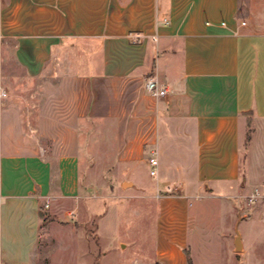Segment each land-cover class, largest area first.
I'll return each mask as SVG.
<instances>
[{
    "label": "crops",
    "instance_id": "0c3cea01",
    "mask_svg": "<svg viewBox=\"0 0 264 264\" xmlns=\"http://www.w3.org/2000/svg\"><path fill=\"white\" fill-rule=\"evenodd\" d=\"M255 5L0 0V264H39L49 237L58 242L51 264H83L81 250L94 259L70 220L82 165L98 154L135 172L139 202L177 205L153 214L157 261L134 264H157L182 245L186 224L201 234L215 212L230 211L224 224L245 253L238 228L264 187V13ZM148 79L168 95L153 97ZM152 157L159 176L149 185L137 170ZM168 186L180 195L156 199Z\"/></svg>",
    "mask_w": 264,
    "mask_h": 264
},
{
    "label": "rangeland",
    "instance_id": "374dc122",
    "mask_svg": "<svg viewBox=\"0 0 264 264\" xmlns=\"http://www.w3.org/2000/svg\"><path fill=\"white\" fill-rule=\"evenodd\" d=\"M255 1L258 13L263 14L264 0ZM91 157L88 165L85 162L82 165L80 210L70 220L79 239L89 244L95 253L91 259L81 250L82 263L93 264L95 259L96 264H134L135 260L156 262L158 233L153 214L169 211L177 205L170 200L159 206L154 200L139 202L131 192L135 172L112 166L111 163L117 160L116 155ZM138 167L137 176L141 180L149 185L156 181L150 176L148 165ZM259 191L262 197L253 204L251 220L244 221L238 228L245 243L244 254L234 249L236 234H230V228L224 224L230 211L215 212L207 214L201 234L186 224L181 234L182 245L176 243L172 250H164L157 264L165 263L163 256L170 259L169 264L177 263L180 258L184 264H264V187ZM193 205L209 210L212 203L194 200ZM138 212L141 215H137ZM57 244L56 239L49 237L48 242L41 245L39 264H51L50 256L56 251ZM64 255L59 258L60 262L65 259Z\"/></svg>",
    "mask_w": 264,
    "mask_h": 264
},
{
    "label": "built area",
    "instance_id": "2783aa9c",
    "mask_svg": "<svg viewBox=\"0 0 264 264\" xmlns=\"http://www.w3.org/2000/svg\"><path fill=\"white\" fill-rule=\"evenodd\" d=\"M137 42L139 40L136 39ZM145 89L155 98H162L168 95V89L164 86H161L155 79H148L145 83ZM8 97V93L4 87H0V104ZM150 176L157 180L159 176V162L155 157L150 158ZM181 191L175 186H168L165 189H159L156 194V199L162 200L164 198L178 197ZM259 198V193L255 192L250 198L249 201L254 203Z\"/></svg>",
    "mask_w": 264,
    "mask_h": 264
},
{
    "label": "water",
    "instance_id": "95a60500",
    "mask_svg": "<svg viewBox=\"0 0 264 264\" xmlns=\"http://www.w3.org/2000/svg\"><path fill=\"white\" fill-rule=\"evenodd\" d=\"M235 245H236V250L237 252H241V242H240V236L238 235V237L236 238V242H235Z\"/></svg>",
    "mask_w": 264,
    "mask_h": 264
},
{
    "label": "trees",
    "instance_id": "16d2710c",
    "mask_svg": "<svg viewBox=\"0 0 264 264\" xmlns=\"http://www.w3.org/2000/svg\"><path fill=\"white\" fill-rule=\"evenodd\" d=\"M43 217H45V215L43 214ZM52 219L49 217H45V221H51Z\"/></svg>",
    "mask_w": 264,
    "mask_h": 264
}]
</instances>
